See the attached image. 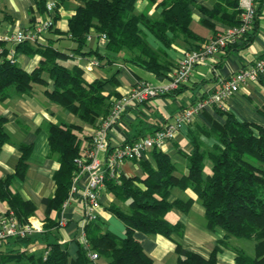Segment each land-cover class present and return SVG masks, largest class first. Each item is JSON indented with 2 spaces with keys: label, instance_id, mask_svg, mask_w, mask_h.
Segmentation results:
<instances>
[{
  "label": "trees",
  "instance_id": "16d2710c",
  "mask_svg": "<svg viewBox=\"0 0 264 264\" xmlns=\"http://www.w3.org/2000/svg\"><path fill=\"white\" fill-rule=\"evenodd\" d=\"M48 1L35 0L42 14H48ZM67 1L69 0H55V22L60 18V7ZM82 1L84 5L77 7L68 21L66 31L77 44L75 52L83 51L87 44V35L91 31L94 30L97 34L106 33L108 50L117 55L126 51L131 55L126 57V61L161 75L165 64L161 62L159 53L148 44L142 25L166 44L171 42L169 32L201 39L190 28V4L193 0H149L163 7L162 16L157 20L137 13L138 0ZM263 5L264 0H259L252 28L243 35L241 43L225 49L221 60L230 51L244 49L255 40ZM203 10L229 26L241 23L243 10L240 0H218L212 10ZM31 20L29 26H33L37 18L34 16ZM207 23L215 27L214 24ZM13 48L16 54H39L42 58L38 66L28 72L17 62H12L8 57L10 49H5L0 61V100L6 99L12 88L18 92L29 93L36 85H40L48 98L75 114L85 124L96 127L99 125L110 108L109 98L104 94L110 80L96 79L88 82L80 66L67 67L64 64L63 61L70 59V54L57 48L47 38L45 41H22L16 43ZM95 53L99 60L105 56L97 51ZM50 79L53 80L52 87H49ZM259 81L264 86V74L260 76ZM217 110L225 116V122L216 123L210 130L203 131L206 137H214L218 143L204 149L198 135L192 136L193 150L189 153L183 152L188 160L186 174L177 175L172 157L162 149L153 148L150 150L151 160H139L143 175L128 176L121 173L118 179L107 177V190L128 204L127 209L117 204L107 207L124 222L126 232L124 237L117 236L105 229L100 217L85 226L89 248L100 255L99 264H155L154 259L146 253L141 242L135 237V233L141 231L169 238L173 233L183 235V224L179 221L171 223L166 215L173 208L183 212L189 211L194 199L171 201V191L176 187L191 188L205 208L207 228H219L225 232L219 239V246L212 250L208 258L184 248L177 242L176 264H219L220 245L228 246L230 236L255 241L254 255L234 248L236 257L233 264H264V127L253 122L240 121L234 114L220 108ZM6 122L7 118L0 116V153L4 144L11 142L5 127ZM88 139H91V136L84 133L82 124L49 125L50 155L57 158L60 165L53 173L55 194L43 199L47 206L43 219L44 231L25 238L8 240L13 247L0 249V264H91L88 249L78 240V256L71 260L68 245L61 242L58 236L63 203L68 197L73 176L77 171L75 158L80 155L83 142ZM19 149L21 156L15 172L0 177V200L7 203V210L14 211L20 222H28L29 218L37 213V203L25 198L13 187L16 181H24L26 178L33 145L21 143ZM206 159L212 161L208 174H205ZM37 241L43 243L40 250H21V246H29Z\"/></svg>",
  "mask_w": 264,
  "mask_h": 264
},
{
  "label": "crops",
  "instance_id": "0c3cea01",
  "mask_svg": "<svg viewBox=\"0 0 264 264\" xmlns=\"http://www.w3.org/2000/svg\"><path fill=\"white\" fill-rule=\"evenodd\" d=\"M218 0H193L190 4L192 10L191 30L201 39L186 37L183 34L169 32L170 44L158 39L145 25H142L148 44L159 53L161 62L165 64L162 74L145 69L136 63L126 61V51L118 55L107 49L106 44L100 42L99 37L87 41L82 52H75L76 42L69 36L68 21L76 12L77 7L84 5L82 0H69L59 9L60 18L55 22L53 30L44 34L42 41L49 39L57 48L70 54V59L63 61L67 67L80 66L84 70V78L88 82L96 79H108L104 94L109 102L114 97L127 93L138 80H147L154 84H162L167 81L171 68L180 61L185 51L196 48L206 39L224 31L229 25L210 16L203 10H212ZM259 0L256 1V5ZM137 13L146 15L151 20L160 19L163 7L149 0H138L136 3ZM45 18L36 5L35 0H0V61L5 49L16 46L14 41H4L1 37L14 33L21 27L29 26L33 17ZM207 22L215 25L209 26ZM64 32V33H61ZM94 34H97L94 32ZM94 51L92 54L83 52ZM97 51L105 55L100 59V65L88 69L87 61L96 57ZM131 56V55H130ZM17 64L28 72H31L41 61V55H27L17 53ZM264 58V5L259 17V31L255 40L246 48L232 50L217 62L199 64L195 67L191 77L178 90L167 95L156 97L150 103L143 106L132 107L123 115L120 122L110 133L111 146L130 143L139 138L152 134L162 127L164 123L171 121L177 113L189 104L195 102L201 96H207L220 86V79L229 78L240 69L252 64L256 60ZM221 60V61H220ZM218 64V67L215 65ZM53 86V80H49V87ZM221 110L232 113L240 121L253 122L264 127V86L258 82L243 84L240 91L225 100V107ZM0 116L7 118L6 130L11 137V142L6 143L0 153V177L15 172L21 156L19 144H31L33 150L28 159V168L24 181H16L14 190L20 191L27 198L37 203L36 215L31 216L43 222L47 206L43 203L46 197L55 194L56 184L53 173L59 168L57 158L50 155L48 141L49 125L60 123H76L84 125V133L92 136L96 126L85 124L75 114L61 105L53 102L43 93V87L35 86L32 92H18L14 88L9 91V96L0 100ZM225 122V116L220 114L215 107L208 108L197 116L194 121L185 126L177 134L176 138L169 141L162 149L168 153L176 166V174L181 176L188 172V160L183 152L193 150L192 136L200 138L204 149L212 147L218 141L214 137H206L203 130H210L214 124ZM90 140L83 142V149L89 146ZM105 153H101L104 157ZM143 159L151 160V151H148ZM206 167L212 168V161L206 159ZM205 167V168H206ZM121 172L128 176L143 175L140 161H126L121 166ZM85 182V179L84 181ZM82 182V183H83ZM193 198L191 209L183 212L173 208L166 218L171 222H181L184 227L183 235L176 233L172 237L161 234H146L141 231L135 233L148 255L155 264H176L178 254L176 243L179 242L184 248L197 252L208 258L212 250L219 246V239L225 232L221 229L210 230L207 228L205 208L199 201L197 194L191 189L174 188L170 194V200H187ZM99 217L104 222L105 229H109L119 237H124L126 226L124 222L107 207L117 204L123 209L128 208L127 202L116 198L107 188L102 193ZM8 205L0 200V212L7 211ZM84 215V203L76 196L71 204L64 210L67 223L58 229L59 240L69 247L70 259L75 260L78 256L77 236L80 230L81 220ZM29 218V219H30ZM43 243L37 241L29 246H21V250H40ZM13 247L11 242H3L0 249ZM234 248L220 245L218 254L219 264H233L236 253Z\"/></svg>",
  "mask_w": 264,
  "mask_h": 264
},
{
  "label": "built area",
  "instance_id": "2783aa9c",
  "mask_svg": "<svg viewBox=\"0 0 264 264\" xmlns=\"http://www.w3.org/2000/svg\"><path fill=\"white\" fill-rule=\"evenodd\" d=\"M240 6L243 10L241 23L229 26L224 31L200 43L198 47L185 51L180 61L171 68L166 82L154 84L141 79L135 82L127 93L114 97L108 113L95 128L89 146L82 149L80 155L75 158L77 171L73 176L68 197L63 203L61 226L67 223L64 210L71 204L74 197H80L84 203V215L77 240L88 249L91 264H99L100 255L97 251L89 248L85 226L99 218L102 193L107 188V177L118 179L122 173L121 166L126 161H139L153 148L163 149L169 141L176 138L182 128L190 125L197 116L211 107L223 109L225 100L237 94L243 84L258 82L260 76L264 74V59H258L229 78L220 79V86L214 92L207 96H201L186 106L171 121L164 123L152 134L130 143L111 146L110 133L126 111L132 107L143 106L158 96L167 95L179 89L189 80L197 65L217 62L227 47L242 42L243 35L254 24L256 3L255 0H240ZM55 7V0H49L47 2L48 14L45 18H38L33 26L21 27L1 39L11 40L15 43L36 42L42 39L43 34L55 26ZM94 32L93 30L87 35V41H91L97 35L100 42L107 43L106 33L94 34ZM16 55L14 48H11L8 57L13 63L17 62ZM99 65L100 60L97 57H91L87 61L86 67L90 69ZM101 153H105V156L101 157ZM84 179L85 182H83ZM43 231L44 224L40 220L30 218L28 222H20L14 211L0 212V244L10 239L25 238Z\"/></svg>",
  "mask_w": 264,
  "mask_h": 264
},
{
  "label": "rangeland",
  "instance_id": "374dc122",
  "mask_svg": "<svg viewBox=\"0 0 264 264\" xmlns=\"http://www.w3.org/2000/svg\"><path fill=\"white\" fill-rule=\"evenodd\" d=\"M36 86L39 87V85H36ZM205 171H209V168L206 167ZM227 244H229L231 247L233 246L238 249H243L250 255L255 254V241L253 240L230 236V238L227 241Z\"/></svg>",
  "mask_w": 264,
  "mask_h": 264
}]
</instances>
